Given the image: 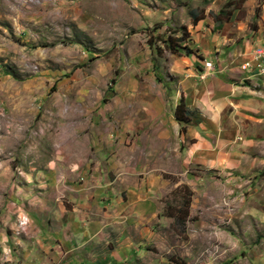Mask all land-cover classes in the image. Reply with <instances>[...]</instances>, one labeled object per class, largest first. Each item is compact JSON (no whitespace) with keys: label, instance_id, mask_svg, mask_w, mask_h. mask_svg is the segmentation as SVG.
<instances>
[{"label":"rangeland","instance_id":"1","mask_svg":"<svg viewBox=\"0 0 264 264\" xmlns=\"http://www.w3.org/2000/svg\"><path fill=\"white\" fill-rule=\"evenodd\" d=\"M263 37L264 0H0V264L54 246L44 229L66 219L72 186L103 172L99 160L116 153L117 130L135 125L142 101L168 100L183 59ZM230 108L220 163L163 167L157 214L140 231L91 205L100 255L133 236L141 250L111 264H264V155L251 145L264 122ZM186 109L181 132L204 122L213 150V118Z\"/></svg>","mask_w":264,"mask_h":264},{"label":"crops","instance_id":"2","mask_svg":"<svg viewBox=\"0 0 264 264\" xmlns=\"http://www.w3.org/2000/svg\"><path fill=\"white\" fill-rule=\"evenodd\" d=\"M261 42L255 43L250 38L231 52L208 51L201 60L195 55L183 59L186 65L181 66L185 70H181V75L177 71L179 78L173 94L166 101L161 95L142 101L143 111L137 113L135 125L123 124L118 128L116 153L111 149L108 158L99 160L105 166L103 172L91 175L85 172L82 183L72 186L73 204L66 219L57 221L53 231L44 229L43 242L47 243V238L54 241L52 249L47 244L38 246L37 253L30 255L24 264H111L135 256L143 239L133 236L114 238L112 251L104 256L99 254L97 244L102 239L104 225L90 219L91 205L99 208L102 202L106 203L113 213L111 221L113 218L117 222L119 217L123 223H134L140 231L144 222L157 214L153 197L163 173H167L163 167L195 164L205 159H213L207 164L220 163V119L229 105L231 118L241 115L264 122V78L240 70V65L250 59L252 49L264 44V37ZM206 61L211 62L214 71L201 79L199 74ZM182 102L189 110L196 109L201 115L207 113L210 120L213 118L210 124L213 135H217V139L213 138V150L206 142L204 122L187 126L185 134L181 132L185 125L177 120L175 110ZM259 134L262 133L253 134L251 145L258 155H264V137L260 140ZM131 150L133 159L127 155ZM131 165L138 168H130Z\"/></svg>","mask_w":264,"mask_h":264},{"label":"built area","instance_id":"3","mask_svg":"<svg viewBox=\"0 0 264 264\" xmlns=\"http://www.w3.org/2000/svg\"><path fill=\"white\" fill-rule=\"evenodd\" d=\"M240 70L248 73L253 72L257 78H259L261 75H264V45H259L252 49L250 59L244 61L240 65ZM213 71L214 67L212 66L211 62L206 61L204 63L200 78L204 79Z\"/></svg>","mask_w":264,"mask_h":264},{"label":"trees","instance_id":"4","mask_svg":"<svg viewBox=\"0 0 264 264\" xmlns=\"http://www.w3.org/2000/svg\"><path fill=\"white\" fill-rule=\"evenodd\" d=\"M189 16L191 17V22L193 25H195L200 20V18H198L196 16V14L192 11H190ZM187 37H188V33H187L186 29H184L183 34L181 35V37H179L178 40L183 41V40L187 39ZM186 111H187V109L182 103L175 110V116H176L177 120L180 123H182L183 125H186L188 122V119L186 116ZM182 131H184V128L182 129Z\"/></svg>","mask_w":264,"mask_h":264},{"label":"bare ground","instance_id":"5","mask_svg":"<svg viewBox=\"0 0 264 264\" xmlns=\"http://www.w3.org/2000/svg\"><path fill=\"white\" fill-rule=\"evenodd\" d=\"M260 78H264V75H261Z\"/></svg>","mask_w":264,"mask_h":264}]
</instances>
